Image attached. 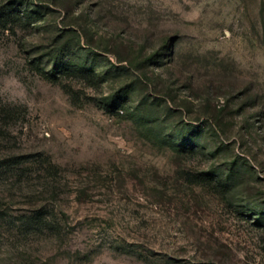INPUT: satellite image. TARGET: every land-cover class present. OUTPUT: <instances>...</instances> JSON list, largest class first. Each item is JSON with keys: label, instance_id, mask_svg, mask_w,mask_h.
Here are the masks:
<instances>
[{"label": "rangeland", "instance_id": "obj_1", "mask_svg": "<svg viewBox=\"0 0 264 264\" xmlns=\"http://www.w3.org/2000/svg\"><path fill=\"white\" fill-rule=\"evenodd\" d=\"M261 2L9 5L0 264H264Z\"/></svg>", "mask_w": 264, "mask_h": 264}, {"label": "trees", "instance_id": "obj_2", "mask_svg": "<svg viewBox=\"0 0 264 264\" xmlns=\"http://www.w3.org/2000/svg\"><path fill=\"white\" fill-rule=\"evenodd\" d=\"M19 1H21V3H23V0H8L5 5H2V6L0 5V17L3 16L5 13L11 12V7H13V6H9L10 4L17 3ZM260 13H261L262 21L264 24V0H262V2H261ZM119 59L122 60L121 58H119ZM46 75H49V77L53 76V75L47 74V73H46ZM48 79L54 80L53 78H48ZM48 163L50 164V166L56 167V165H54L52 163V161H50V159L48 160ZM47 169H49V167ZM49 171H52V170H49Z\"/></svg>", "mask_w": 264, "mask_h": 264}]
</instances>
